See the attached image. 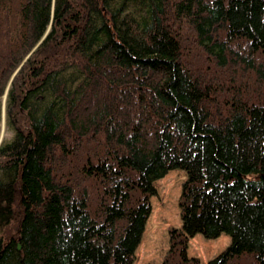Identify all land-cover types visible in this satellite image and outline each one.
<instances>
[{"label":"trees","instance_id":"trees-1","mask_svg":"<svg viewBox=\"0 0 264 264\" xmlns=\"http://www.w3.org/2000/svg\"><path fill=\"white\" fill-rule=\"evenodd\" d=\"M2 109L0 264H133L176 170L160 264H264V0H0Z\"/></svg>","mask_w":264,"mask_h":264},{"label":"rangeland","instance_id":"rangeland-1","mask_svg":"<svg viewBox=\"0 0 264 264\" xmlns=\"http://www.w3.org/2000/svg\"><path fill=\"white\" fill-rule=\"evenodd\" d=\"M5 133L3 109L0 117V140L8 139ZM184 172L176 170L169 172L163 179L156 181V195L151 198V214L146 223L140 244L135 252L133 264H160L169 249V230L181 226L179 198ZM230 244V238L221 235L215 240H206L197 234L190 239L187 254L197 258L200 264H207L223 252Z\"/></svg>","mask_w":264,"mask_h":264}]
</instances>
